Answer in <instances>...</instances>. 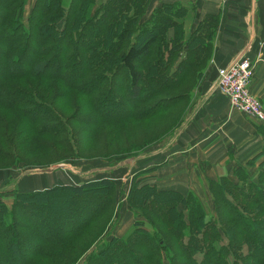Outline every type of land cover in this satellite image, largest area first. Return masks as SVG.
Wrapping results in <instances>:
<instances>
[{
    "label": "trees",
    "instance_id": "trees-1",
    "mask_svg": "<svg viewBox=\"0 0 264 264\" xmlns=\"http://www.w3.org/2000/svg\"><path fill=\"white\" fill-rule=\"evenodd\" d=\"M29 1L0 0V106L38 126L41 141L36 144L46 147L52 145L45 138L57 133L47 124L56 122L58 115L53 113L55 109L45 114L42 109L50 104L43 98L44 87L29 80H47L82 94L92 102L100 122L116 126L142 122L181 101L184 94L172 96L173 101L165 95L183 81L187 66L184 69V61L174 66L179 51L192 48L199 58L211 59L219 24L218 15H207L189 39L182 41V25L177 19L185 17L188 9L174 2L149 10L151 0H68L62 15H58V7L64 0H34L25 23ZM169 31L171 38L166 37ZM204 65L197 73L198 84ZM113 104L118 108L128 105L129 110L119 115L103 113V108ZM259 155L246 165L255 163ZM242 172V166L234 165L227 174L235 175L239 182ZM227 174L209 181L216 216L208 220L191 191L131 185L129 204L157 217L169 227L167 234L147 215L144 218L153 231L137 220L130 235L111 238L106 248L97 255L90 254L84 264H164V260L177 264L173 244L183 253L185 264H264V160L255 183L246 178L238 185ZM112 187L108 179L78 186L56 185L17 194L11 208L0 200V264H33L35 258L61 261L56 247L78 238L87 226L103 217L106 205L112 203L105 196ZM56 196L64 197L60 199L62 207L72 200L105 198L97 209L82 214L78 222L72 220L60 233L61 227L54 234L43 232L37 222L48 229L56 228L60 220L72 216L57 210L61 202ZM31 212L34 218L29 216ZM27 242L31 250L25 256L18 249ZM243 244L249 250L246 255Z\"/></svg>",
    "mask_w": 264,
    "mask_h": 264
},
{
    "label": "rangeland",
    "instance_id": "rangeland-1",
    "mask_svg": "<svg viewBox=\"0 0 264 264\" xmlns=\"http://www.w3.org/2000/svg\"><path fill=\"white\" fill-rule=\"evenodd\" d=\"M32 3L33 0H30L25 8V23ZM67 5L68 0H64L62 5L58 7V15L65 14ZM183 18L177 19V22L182 25V41L190 37V35L185 37V31L181 23ZM196 26L197 24L195 28ZM172 36V31L167 32V38ZM187 50L188 52L179 51L178 58L174 62L175 67L179 61H184V69L187 66L181 77L183 81L176 90L171 88L165 93L166 96L170 97V101H173L174 96L184 94L181 101L174 103L170 109L165 110L163 113L142 122L131 121L123 126L100 122L95 117L92 102L82 94L67 91L62 85L47 80H29L44 87L43 98L50 104L48 108L42 109L45 114L49 109H55L53 113L58 115L56 122L47 124L52 129L55 128L57 133L45 138L52 145V147H46L45 144H36L37 141H41L38 126L30 124L27 119H20L19 116L4 110L0 106V200L8 208H11L17 194L35 192L33 189H37L36 191L45 190L56 185L78 186L83 183L105 179L110 180L114 185L109 194L105 195L106 198L112 199V203L106 205L104 209L106 212L103 217L87 226L78 238L67 239L63 245L56 247L63 257L61 261L46 262L35 258L33 264H84L85 259L90 254L97 255L102 249L106 248L111 238L122 239L130 235L133 231V223L137 220L144 221L145 228L153 231L151 224L146 220L147 215L154 220V224L162 232L167 234L169 227L157 217L149 214L148 210L145 211L131 206L127 198L131 185L137 187H142V185L151 186L157 178L156 167L152 164H146L143 157L147 158L148 155L156 152L158 147L167 148L168 145L164 146V143H169L175 137H178L179 128L187 121L193 119L195 122H199V116L196 112L201 97L197 95L202 81L200 84L196 81L197 73L201 65L205 64L204 67H208L211 59L206 60L205 56L202 59L199 58L200 55L192 48ZM195 65H198V68H195ZM204 67L202 70V72L204 71L203 78L207 69ZM105 87L107 91V84H105ZM187 91L190 94L188 96L186 95ZM102 110L103 113L110 112L112 115H119L125 113V111L127 112L129 106L124 105L122 108H118L113 104ZM169 145V147H173L172 143ZM263 160L264 150L256 158L255 163L240 165L243 167V172L241 173L242 176L239 175L238 179H241L239 182L236 180L235 175L233 177L231 173L227 174L228 171L224 175L227 174L228 178L235 183L237 182L238 185H241L242 180L246 178L248 181L255 183L259 166H261ZM233 166H230L229 170ZM52 175L58 177L55 179V182L58 181L57 184L52 185L49 184L51 183L50 180L46 181L45 176L50 178ZM41 178H44V180L40 181ZM210 180L213 179L200 180L196 188L190 189L196 195L207 220L216 216L214 199L209 190ZM154 185L157 186L155 183ZM105 196L90 197L80 202L72 200L71 203L67 202V206L64 207H62L63 202H61L64 197L59 198L56 196L55 199H59V202H61L57 210L60 212L66 210L67 213L72 214L71 218L60 220V224H57L56 228L51 226L48 229L42 222H37V225L43 232L49 231L52 234L58 232L59 227H61L60 233L72 220L78 222L82 214L97 209ZM139 197L141 198V196ZM178 209L184 213L186 212L183 206H179ZM29 216L34 218L32 212ZM173 245L176 247V263L185 264L183 253H180L176 244ZM19 248L18 251L23 252L25 256L31 250L28 242ZM171 249L173 250V248ZM241 249L245 255L249 251L245 244L242 245ZM196 259L199 261L201 258L196 256ZM120 263H123V259H120ZM164 264H167V261L164 260Z\"/></svg>",
    "mask_w": 264,
    "mask_h": 264
},
{
    "label": "crops",
    "instance_id": "crops-1",
    "mask_svg": "<svg viewBox=\"0 0 264 264\" xmlns=\"http://www.w3.org/2000/svg\"><path fill=\"white\" fill-rule=\"evenodd\" d=\"M174 2L189 9L181 21L185 37L205 16H219L211 63L197 95L201 97L196 112L199 122L187 121L179 128L178 137L164 143L167 148L158 147L143 157L146 164L156 167L157 186L185 193L200 180L217 179L230 166L244 165L264 150V125L233 109L227 98L213 89L218 68L244 56L252 65L251 92L264 103V0H151L149 10ZM50 178L45 176L49 184L58 183L55 175Z\"/></svg>",
    "mask_w": 264,
    "mask_h": 264
},
{
    "label": "built area",
    "instance_id": "built-area-1",
    "mask_svg": "<svg viewBox=\"0 0 264 264\" xmlns=\"http://www.w3.org/2000/svg\"><path fill=\"white\" fill-rule=\"evenodd\" d=\"M252 78L251 62L239 56L218 68L213 89L226 97L233 109L264 125V105L251 92Z\"/></svg>",
    "mask_w": 264,
    "mask_h": 264
}]
</instances>
